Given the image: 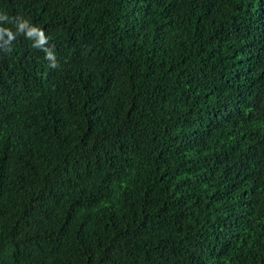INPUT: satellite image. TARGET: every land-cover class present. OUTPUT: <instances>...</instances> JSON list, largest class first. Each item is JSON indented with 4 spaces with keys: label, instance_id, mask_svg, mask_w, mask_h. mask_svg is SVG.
Listing matches in <instances>:
<instances>
[{
    "label": "trees",
    "instance_id": "16d2710c",
    "mask_svg": "<svg viewBox=\"0 0 264 264\" xmlns=\"http://www.w3.org/2000/svg\"><path fill=\"white\" fill-rule=\"evenodd\" d=\"M0 264H264V0H0Z\"/></svg>",
    "mask_w": 264,
    "mask_h": 264
},
{
    "label": "clouds",
    "instance_id": "9594fccd",
    "mask_svg": "<svg viewBox=\"0 0 264 264\" xmlns=\"http://www.w3.org/2000/svg\"><path fill=\"white\" fill-rule=\"evenodd\" d=\"M4 17H5V19H7V16H4ZM28 25H29V23H28L27 21H23V22L20 24V26H19V30H20V31H23V29H24L25 27H27ZM4 31H7V32L9 33V35L12 34V32H11L10 30H8V29H4ZM33 31H38V29H33ZM30 34H31V33H30ZM46 58L49 59V60H54V59H55L50 53L47 55ZM51 66H52V67H56V64L53 63Z\"/></svg>",
    "mask_w": 264,
    "mask_h": 264
}]
</instances>
